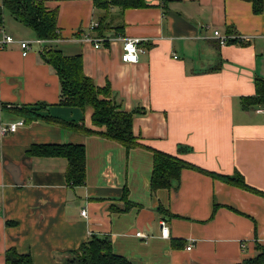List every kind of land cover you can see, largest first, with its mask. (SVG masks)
<instances>
[{"label":"crops","instance_id":"1","mask_svg":"<svg viewBox=\"0 0 264 264\" xmlns=\"http://www.w3.org/2000/svg\"><path fill=\"white\" fill-rule=\"evenodd\" d=\"M144 2L123 8L111 0H44L56 10L60 37L32 42L25 56L18 43L0 49V103L43 115L0 113V125L24 121L0 134V264L9 249L29 254L32 264H67L94 235L135 264H237L264 247V112H256L264 103L243 100L257 96L256 78L264 80V0L260 13L245 0ZM3 13L6 33L38 39L32 30L8 32ZM92 23L99 48L84 39ZM214 30L227 36L225 45ZM125 37L141 39L136 63L121 60ZM47 47L79 55L83 73L109 85L132 113L138 146L59 123L104 130L92 124L91 107L59 103V77L41 56ZM63 143L85 146L84 184L67 182L65 157L27 153ZM154 150L207 171L238 172L258 192L186 168L168 189L153 192Z\"/></svg>","mask_w":264,"mask_h":264},{"label":"trees","instance_id":"2","mask_svg":"<svg viewBox=\"0 0 264 264\" xmlns=\"http://www.w3.org/2000/svg\"><path fill=\"white\" fill-rule=\"evenodd\" d=\"M252 4L254 13L263 10V0H245ZM121 7L143 6L144 0H111ZM6 10L11 16L24 26L33 31L38 39H56L60 37L56 26V10H49L44 5V0H1L0 22L2 13ZM97 27V26H96ZM98 28V27H97ZM96 28V30H97ZM98 32V31H97ZM102 35V32L98 33ZM45 62L51 64L60 80L59 103L80 108H92V124L104 127V130H94L73 122L61 121L62 126L77 128L86 134H97L101 137L116 141L126 149L138 146L132 133V113L125 111L121 103L113 96L109 85L97 86L91 78L83 73L82 62L79 55L66 56L59 49L47 47L41 51ZM257 96L244 98L249 103H264V80L255 79ZM38 109L45 104L39 103ZM37 107L9 106L0 103V113L9 109L11 112L25 117V120H33L42 117L37 112ZM45 117H49L46 116ZM51 118V117H50ZM53 119V118H52ZM48 119L54 121V119ZM56 122V121H55ZM28 154L43 156H63L67 159L66 179L70 185H81L86 178L85 146L82 144H41L32 145ZM192 169L208 174L229 184L240 188L255 191L247 185L242 176L235 172L233 175H223L207 171L192 163L186 162L174 155L158 150L153 151L152 169L150 173L151 191L168 189L173 181L179 179L182 169ZM264 195V193H262ZM257 253L241 263L237 264H264V247L257 244ZM67 264H135L128 258L112 251L111 242L107 237L92 236L82 243L77 251L72 252ZM5 264H32L29 254H19L15 249H9L5 254Z\"/></svg>","mask_w":264,"mask_h":264},{"label":"built area","instance_id":"3","mask_svg":"<svg viewBox=\"0 0 264 264\" xmlns=\"http://www.w3.org/2000/svg\"><path fill=\"white\" fill-rule=\"evenodd\" d=\"M96 26H97V23H92L89 25L87 32L84 33V39L86 41L90 42L95 48H99V47H101L102 39L99 37H96L92 34V32L94 31ZM213 35L218 39V43L220 45L223 46L227 43V36L220 35L219 31L214 30ZM140 41H141V39L139 37H125L123 39L122 52L120 55L121 60L123 62H128V63H136L137 62L139 52L142 50L139 47ZM32 42L41 43L42 39H33L31 41L30 40L15 39V37H13L11 34L6 33L4 31L3 25L0 24V49L6 47L9 44L18 43V45L21 49V54L23 56H25L28 54ZM256 112H264V107H258L256 109ZM22 125H24V121L22 119L11 121V122H8L6 124H2V125H0V134L6 135L8 133L15 132L17 130V128L19 126H22ZM81 215L86 216V209H83L81 211ZM168 231H169V229H168V226L166 224V221L161 220L160 221L161 236L167 237ZM135 234H136V236L141 237V238H147L148 237V235H146L145 233H143L141 231H138ZM189 248H190V246L187 247V249H189Z\"/></svg>","mask_w":264,"mask_h":264},{"label":"rangeland","instance_id":"4","mask_svg":"<svg viewBox=\"0 0 264 264\" xmlns=\"http://www.w3.org/2000/svg\"><path fill=\"white\" fill-rule=\"evenodd\" d=\"M1 2V0H0ZM4 15V25H5V29L8 32L14 33V34H18L21 35V33L23 32V29L31 31L29 28L23 26L21 23H19L18 21L15 22L14 20H12L10 18V15L6 10L3 13ZM14 19V18H13ZM18 30V31H17ZM32 32V31H31ZM20 33V34H19ZM27 38H31V36H28ZM73 256V254L71 255ZM72 258V257H71Z\"/></svg>","mask_w":264,"mask_h":264}]
</instances>
